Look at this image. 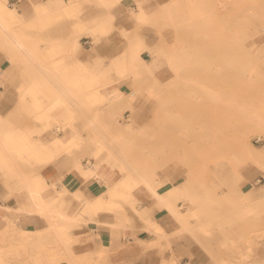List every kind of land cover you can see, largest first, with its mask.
Segmentation results:
<instances>
[{
  "label": "crops",
  "instance_id": "crops-1",
  "mask_svg": "<svg viewBox=\"0 0 264 264\" xmlns=\"http://www.w3.org/2000/svg\"><path fill=\"white\" fill-rule=\"evenodd\" d=\"M52 1L55 0H0V14L3 12V3H6L17 16L23 14L27 20L34 23L37 7L49 5ZM64 1L70 5L79 4L78 0ZM52 5L49 8L57 4ZM129 6L136 8L135 3ZM108 11L116 18L117 27L112 20L113 28L107 33L95 32L94 25H91V29L86 33L79 31V20L91 22L99 18L104 20L101 26L106 22ZM53 16H58V21L51 23ZM43 18L49 19L43 28L34 24L27 27L18 20L13 21L12 30L23 33L17 36L18 40L14 39V36L13 41L8 40L0 34V264H167L169 259L155 252L158 248L146 252L140 244L146 241L148 244L163 245V237L152 232L149 227L157 223L168 235L174 233L175 224L174 217L161 204L153 203V198L145 186L136 187L134 194L142 206L149 208V219L145 220L134 213L123 201L121 207L112 212L103 209L93 214V218L99 221L127 219L123 229L119 228L120 233L116 236L108 228L84 222L93 212L84 204L85 198L97 203L100 200L109 201L107 191L108 187L112 186L111 182L106 183L96 178L85 179L76 168L79 164L85 166L95 161L98 144L101 139H105L96 135L97 130L102 133L104 129L99 122L103 107L110 108V115L119 119L125 118L126 122L120 125L124 130L138 132L140 136L145 133L147 126L137 121V111L132 115L124 113L129 110V106L138 108L137 106L147 105L142 103L144 98H138L140 89L152 100L147 94L149 86L153 85L151 76L167 77L171 75L170 71L158 66L152 67L149 72L146 68L130 65L126 54L132 49L134 39L139 37L136 27L140 24L123 3L107 8L92 1L83 2L78 17L49 11L48 14H43ZM141 26L153 29L148 25ZM121 31L125 34H121ZM72 32L76 34V47L72 45L65 51L64 47L72 42ZM144 34L147 36L146 32ZM111 35L120 38L123 43L105 39ZM11 41L30 43L38 50L33 49L28 51V54L18 51L10 45L13 44ZM57 44H60L59 50ZM21 52L27 54V57ZM146 54L149 58L145 57ZM27 58L28 62L25 61ZM141 58L148 63L152 60L146 49L141 52ZM36 59L42 60L43 66H36ZM56 59L61 61L59 67L52 65ZM112 72L116 75L113 76ZM101 73L116 79L110 90L117 94V100L111 104L99 99L101 85L83 82L89 79V76ZM126 74L134 78L143 75V78L132 82L139 85L140 89L135 90L129 87L131 83L118 81L120 76ZM68 79L72 81L68 82ZM85 89L93 94L83 103L85 98L80 95ZM26 90L28 92L24 95ZM56 99L58 102L51 109H47ZM37 106L42 109H35ZM77 106L86 108L85 126L96 132L92 136L90 146H84L88 138L81 131V124L75 120L74 107ZM127 124L133 125L135 129L128 128ZM56 125L60 127L59 130ZM54 137L61 139L67 149L52 157L55 149L52 144ZM69 143L72 144L68 146ZM120 143L122 144L117 142ZM85 147L90 148L89 151H85ZM130 148L132 147L123 146L124 154ZM89 152L91 160L87 162L81 156ZM106 170H109V167H106ZM224 171L225 168L221 176ZM119 176L116 171L110 181L114 182ZM175 182L179 183L178 180ZM207 185L211 187L209 183ZM247 185L249 182L243 187L246 188ZM99 198L101 199L98 200ZM112 201L115 202V199ZM68 217L75 221L70 228L63 226L61 221L62 218ZM248 233L259 232L256 228L245 232L243 228L236 227L235 231L227 232V235L238 237ZM172 238V244H177L176 249L180 250L179 244L184 243L185 239L181 241L178 234ZM237 242L235 249L238 250L240 244ZM258 245L254 248L259 252L258 259H254L251 264H264V243ZM239 249L243 250V247L240 246ZM188 250L191 257H184L185 264H217L207 254L201 253L195 244ZM101 251L107 252L104 259H99ZM225 264L243 262L229 260Z\"/></svg>",
  "mask_w": 264,
  "mask_h": 264
},
{
  "label": "rangeland",
  "instance_id": "rangeland-1",
  "mask_svg": "<svg viewBox=\"0 0 264 264\" xmlns=\"http://www.w3.org/2000/svg\"><path fill=\"white\" fill-rule=\"evenodd\" d=\"M202 2L206 8L213 9L221 3L228 4L227 11L214 13L213 18L202 25L193 28L183 25L177 31L157 30L141 25H137L136 28L137 35L148 44L156 46L155 48L179 49L189 46L190 48L201 47L208 51L210 47H217L218 53L216 52L217 57L214 59L216 63L211 67L205 64L204 67L192 65L183 69V77L200 79L206 91L178 83L176 86L161 88L158 99L149 100L139 85L132 84L136 79L143 78V75L134 78L126 74L119 81L131 83L129 87L135 90L139 88L138 98H144L142 103L147 105L137 106L138 108L131 106L128 108L130 111L127 110L124 114L131 113L132 115L137 111V121L141 125L147 126L144 134L140 136L138 132L121 128L120 125L126 122L125 118L119 119L110 115L109 107H103V113L99 118V122L104 127L102 133L101 130L100 132L97 130L96 134L95 130L85 126L86 108L74 107L75 120L81 124V131L88 138L84 146H90L92 136L96 134L99 135V138L111 139L108 141L122 142L123 146L132 147L124 155L132 166L138 164L143 166V163L149 162L151 170L156 173L168 167L172 169L170 171H177L179 184L187 183V181L184 182L186 172L189 171L192 174L202 172L201 178L211 185L207 191L212 189L213 195L203 204L204 210L196 217L189 219L187 225L190 226V229L177 233L181 241L185 239L184 243L179 244L180 250L176 249L177 244H172V239H174L172 236L176 235L175 232V234L168 235L165 232V234L155 232L163 237L164 240L161 239L164 242L163 245L141 242L143 251L147 252L152 248H158L155 252L169 259L167 264H185L184 257L188 255L191 257L188 249L192 244H195L201 253L207 254L217 264H225L229 260H239L243 264H251L254 259H258L257 255L259 254L254 248H257L259 243H264V196L246 201L247 203L244 202L233 185L235 178L232 175V170L239 168L247 172L253 166L237 154L238 145L234 135L239 132L240 128L246 132V138L253 145L261 151L264 150V125L256 129L247 125V119L252 117L254 112L262 111V105H264V56L257 59L247 55L244 50L245 43L250 41V34L256 27L264 24V11L262 13L264 1L202 0ZM121 3L129 12V1ZM108 12L113 14L111 11ZM233 13L238 16L236 17L235 14L232 16ZM260 14L262 15L260 16ZM242 18H245L244 23ZM231 20L233 21L231 22ZM234 20L242 22L243 26L235 25ZM259 20L260 22H258ZM113 23L116 27L118 26L114 16ZM145 32L147 36L144 34ZM105 39H114L123 43V40L115 35L107 36ZM228 41L233 42L228 43ZM236 41L242 43L237 44ZM259 47L261 48L262 45L259 44ZM149 54L152 56V52L149 51ZM145 57L149 58L147 54ZM53 63H55L54 60L52 65ZM249 70L255 74L249 76L247 74ZM111 74L116 75L114 72ZM146 81H149V77ZM207 89H211L215 93L217 91L220 96L225 98H212ZM127 118L131 117L127 116ZM258 137L262 139L261 143H255L254 139ZM89 149L85 147V151H89ZM219 153L224 154L225 171L220 179L219 177L214 179L212 164L213 160L220 155ZM81 157L89 162L91 152L85 153ZM201 167L205 170L203 171ZM257 178H261L260 183L255 182ZM263 184L264 171L254 173L246 188L253 192H259ZM214 193L216 194L214 195ZM121 202L119 201L120 205H122ZM246 204L253 206L252 212L245 211ZM182 211H185V206ZM236 227L243 228L245 232H251V228H256L259 233H248L238 237L227 235V232L235 231ZM236 242L240 244L239 248L243 247V250L235 249ZM106 255L107 252H99V259H104L107 257Z\"/></svg>",
  "mask_w": 264,
  "mask_h": 264
},
{
  "label": "bare ground",
  "instance_id": "bare-ground-1",
  "mask_svg": "<svg viewBox=\"0 0 264 264\" xmlns=\"http://www.w3.org/2000/svg\"><path fill=\"white\" fill-rule=\"evenodd\" d=\"M86 1H90V2L92 1L93 3L102 4L107 8H110L126 0H78L79 3L78 5L66 4L64 0H55L50 2L51 5L47 4L37 7L36 19L34 23L30 22L32 20L30 21L27 20V18L23 16V14H18L19 16H17V13L15 11L11 10L6 3H3L2 5L3 12L2 14H0V34L6 36L8 40H12L13 38L12 36H14V39L18 40L17 36L23 33L22 32L16 33L12 30L11 25L13 21L18 20L22 25L27 27L32 26V24H34L39 28H43L44 24L48 23L49 21L48 18H46V20L43 18V14H48L49 11H51V13H58V14L62 12L69 16L78 17L81 14L80 12L81 3ZM128 1H129V5L131 3H135L136 5V8L130 7L129 11L134 16V18H136L138 24L148 25L157 30H172V31H177L183 25L191 26L192 28L202 25L210 21L213 18L214 13L216 14L217 12L224 13V11H227L226 8L228 5L225 3H221L220 5H216L217 7H214L213 9L211 7L206 8L202 0H164V1L128 0ZM54 3L57 5L55 7L49 8V6H53L52 4ZM263 11L264 10L262 9V13ZM256 12H257L256 14H258L257 16H259L258 11ZM234 14L236 15V13H233L232 16H234ZM261 15L262 14H260V16ZM237 16L238 15H236V17ZM244 19L243 18L241 19L243 23H244ZM101 20L102 19L99 18H95L91 22H82L81 20H79L78 23V26L80 28L79 31H81L82 33L83 32L86 33L88 30L91 29V25H94L95 32L99 34L109 32L113 28L112 25L113 16L110 13H108L105 24H102L100 26V24L104 22V20L102 21ZM57 21H58V16H53L50 20L51 23ZM232 21L233 20H231V22ZM242 22L240 21L238 22L237 20H234V24L238 25L239 27L243 26ZM258 22H260V20ZM120 33L125 34L124 31H121ZM75 36H76L75 32H72L70 37L72 42H69V44H67L64 47L65 51L68 48H71L72 45L76 47L77 41L75 39ZM234 36L235 35H233V37ZM250 36H251L249 37L250 41H248L247 44L245 43L244 46V50L246 51V54L249 56H253L257 59L263 57L264 38L263 39L260 38L264 37V24L256 27V29L252 32V34H250ZM229 42L230 41H228V43ZM236 42H238L237 44L242 43L239 41ZM259 44L262 45L261 48L259 47ZM10 45L13 46L14 49L18 51H24L26 53L33 49L38 50V48H35V46L33 48L32 44L24 43L20 41L14 42L13 44L10 43ZM56 47L59 50L60 44H57ZM155 47L156 46L148 45L142 39V37H137L134 39L132 49L129 51L128 54H126V56H128L127 60L129 61L130 65H132L133 67L146 68V70L151 72L152 67L163 66V69L167 68L170 71L171 75L167 77L151 76L153 85L149 86L147 90V94L150 98L153 99L158 98L161 88L171 87L174 85L176 86L178 85V83L181 85L182 84L191 85L200 90L206 91V88L200 79H196L193 77L185 78L182 76V73H184L183 71L184 67L186 68L187 66L194 65L196 67L199 66L204 67V65L206 64V66L211 67L212 64L216 63L214 59L215 57H217V53H218L216 50L217 47L215 46L210 47L208 51H206L201 47L190 48L189 46H185L179 49L168 48V47L167 48H163V47L155 48ZM145 49L152 52V60L149 63L145 62L141 58V52ZM27 54H25L24 57H27L26 56ZM28 60L29 59L27 58L25 61L28 62ZM35 62H36V66H43L42 60L36 59ZM60 65H61V61L59 60L53 63V67H59ZM247 74L249 76H252L255 73L249 70L247 71ZM124 77L125 76H120V79ZM115 80L116 79H114L112 76H108V75L106 76L101 73V74H93L89 76V79L83 82L98 83L99 85H101L102 90L101 92H99V99L106 101L107 104H111L113 103V101L117 100V94L113 90H110L111 89L110 86ZM67 81L70 82L72 80L68 79ZM86 90L87 89L83 90L81 92L82 94L80 95V97L85 98V100H83V103H85L86 99L92 96L93 94V93L90 94V92H86ZM207 91L209 96H211L212 98L213 97L225 98L224 96H220L217 91L216 93L211 91V89H207ZM27 92L28 91L26 90V92H24L23 94L25 95ZM57 102H58L57 99L52 101L51 107L47 109H51ZM128 108H131V106H129ZM35 109L40 110L42 108L40 106H37ZM120 115L122 116V114ZM247 121H248L247 125L249 127H253L254 129L263 126L264 105H262V111L258 110L254 112L252 114V117H249ZM127 126L128 128H131L133 130L135 129L133 125L127 124ZM55 127L57 128V130H59L60 128L58 125H56ZM246 135H247L246 132L241 128L239 129V132H236L234 135L236 144L238 145L237 154H239L243 159H246L247 162H249L253 166H251V168L247 172H244L239 168L238 170H236V168L232 170V175L235 178V180L233 181V185L234 187H236V191L239 192L240 197L243 198L244 202L246 201L248 202L257 197L264 196V185L262 186L259 192L256 191L253 192L249 190V188L243 187L247 182L251 181V178L253 177L254 173L264 171V162H263L264 150L261 151V149L253 145L250 142V140L246 138ZM108 140L111 139L100 140L95 154V161L85 166L79 164L76 168L85 179L96 178V179H101L106 183L111 182L112 184V186L108 187V191H107V195L109 196V201L100 200L102 198L101 197L98 199L100 201L97 203L95 201H90L87 198H85L86 202H84V204L86 206H89L93 212L92 215H90V218L84 220V222L86 224L96 223L103 228H108L110 229L113 235L117 236L120 233L119 228L123 229V226L127 222V219H122V220L105 219L99 221L98 219L93 218V214H95L97 210H103V209L112 212L115 208L121 206L119 201H123V203L129 205L133 209L134 213H136L140 217H143L145 220L149 219L150 217L148 214L149 208L142 206L139 202V199L134 194V189H136V187L140 185H143L148 190V193L152 196L153 203L155 202L161 204L162 207L165 208V210L168 211L174 217L175 224L173 226L174 228L173 232L179 234V232L182 230L190 229V226L187 225L189 219L196 217L198 213L203 211L204 210L203 204L207 200L212 198L213 195L212 189L207 191V189H209L210 186L207 187V183L202 178H199L202 172L198 173L199 174L198 175L197 173L192 174L188 171L186 172L185 175L186 179H184V182L187 181V183H182V184L176 183L175 181L177 180V174H178L177 171H170L172 169L166 167L162 169V171L156 173L153 170H151V165H149V162H146L145 164L143 163V166H140V164L132 166L128 161V159L124 156L125 154L123 150V145L121 143L117 144V142H114L113 140H112L113 142ZM52 144L53 147H55L54 152L52 153V157L54 155L60 154L62 151L67 149V146L62 142V140L56 137L52 139ZM71 144L72 143H69L68 146ZM73 145H75V142H73ZM219 152H221V150H219ZM212 165H213V174L216 179L221 176L225 168L224 154L221 153L218 157H216L213 160ZM106 167H109V170H106ZM115 170L119 172L120 176L117 177V179L114 182H112L110 180H112V176L116 172ZM165 185H171V186L167 187ZM215 194L216 193H214V195ZM114 199L115 202L112 201ZM183 206H185V211H182ZM245 211L252 212L253 206H247L246 204ZM61 221L63 226L66 225L69 228L72 227L75 223L74 219H71L69 217L67 219L62 218ZM55 224L56 223L54 222L53 227H55ZM149 228L152 230V232H157V233L160 232V234L165 232L164 229L157 223H153ZM69 243L70 240H68V244ZM120 244L121 242L119 243V245Z\"/></svg>",
  "mask_w": 264,
  "mask_h": 264
},
{
  "label": "built area",
  "instance_id": "built-area-1",
  "mask_svg": "<svg viewBox=\"0 0 264 264\" xmlns=\"http://www.w3.org/2000/svg\"><path fill=\"white\" fill-rule=\"evenodd\" d=\"M254 141H255V143H261L262 139L260 137H258V138H255ZM260 182H261V178H258L256 183H260Z\"/></svg>",
  "mask_w": 264,
  "mask_h": 264
}]
</instances>
